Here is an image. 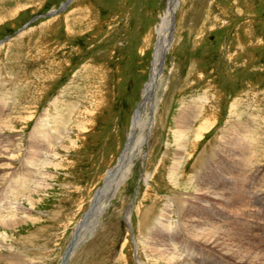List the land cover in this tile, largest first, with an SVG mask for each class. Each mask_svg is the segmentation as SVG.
Masks as SVG:
<instances>
[{
    "label": "rangeland",
    "instance_id": "obj_1",
    "mask_svg": "<svg viewBox=\"0 0 264 264\" xmlns=\"http://www.w3.org/2000/svg\"><path fill=\"white\" fill-rule=\"evenodd\" d=\"M67 1L0 0V117L9 120L0 126L8 147L0 149V216L16 208L22 217L0 229V264L14 253L23 264H163L148 248L150 232L163 215L171 229L191 221L181 214L186 198L198 202L193 218L240 229L264 252V0H177L172 42L137 129L146 141L97 221L79 232L127 147L171 0H71L44 16ZM185 105L197 106L194 126L204 117L213 125L198 141L184 138L178 163ZM42 119L48 125L35 133ZM233 141L256 150L244 166L256 165L261 191L225 179L226 195L248 198L224 205L201 194L195 176L231 158ZM18 178L15 195L9 185ZM201 245L185 240L179 254L190 264H244Z\"/></svg>",
    "mask_w": 264,
    "mask_h": 264
},
{
    "label": "bare ground",
    "instance_id": "obj_2",
    "mask_svg": "<svg viewBox=\"0 0 264 264\" xmlns=\"http://www.w3.org/2000/svg\"><path fill=\"white\" fill-rule=\"evenodd\" d=\"M70 1L71 0H68L67 2L62 4L59 7V9H57L56 11H58V13L63 11L67 7V5ZM177 6H178V1L177 0H171L170 8L168 9V12L166 13L165 18L160 23V26H159L160 29L157 31L159 36H157L158 41L156 42V46H155L152 79H151L150 83L147 84V86L144 90L143 102L141 103L140 107L137 109V111L134 114L133 126L131 129V132L129 133V138H128L129 141L127 143V147L123 151L117 167L114 166L109 171V173L106 177V182H105L104 186H102L97 191L95 198L92 201L93 204H92L91 210H89L86 213V218H85L86 220L85 219L82 220L83 223L82 224L80 223L81 225L79 224L78 232L83 229V225L85 223L97 221L98 214H99L98 212H101L103 210L104 206H106L108 203V199L114 195V192L118 189V187L120 186V183L127 177L129 170H130V167H131V160L133 159L134 155L139 150L138 145L141 144V142L146 141L145 140L146 138L145 137L143 138L144 135L140 134V132L137 133V129L139 128V126L141 124L140 120L142 119L143 107L146 108L147 104L152 101L153 97L151 95L154 92V89L156 86V81H157V76H158L159 70L161 68V63H162V62L160 63V61H161V59L164 58L163 54L166 52V50L169 48V46L171 45V42H172V37H173L172 33H173L174 20H175L174 15H175ZM55 14H57V13H55ZM55 14H53V15H55ZM168 37L170 40L168 39ZM168 40H169V42H168ZM196 107L197 106H195V105H185L182 108V111L176 120L178 128H177L175 134L177 135V142L180 145L179 149L181 150V152L179 153L180 157H178V159H177L178 163L181 162V160L183 158V153H184L183 150H185V144L186 143L184 142L185 141L184 138L190 137V135H193L194 139L196 141H198V139H201L206 132H209V130L212 128V125H213V123H211L210 117H206V118L204 117V119H202V121H200V123L197 126L196 125L194 126L195 121L199 118V114H197L198 111L195 109ZM195 111H197V113ZM0 116H1V114H0ZM8 123H9V120H5L2 117H0V126L1 127L4 126L5 124H8ZM39 123H38L39 126L36 128V132L34 131L35 133H38V132L41 133V129L43 127H46V125H48V122L45 119L40 120ZM144 124H146V123H144ZM149 125H151V124L150 123L147 124L144 129L146 130L147 126H149ZM141 127H143L142 124H141ZM1 129L2 128H0V131H1ZM1 134L2 133H0V136H1ZM245 137L246 136H244L243 138H240V140L236 139V142L238 143L240 141V144H241V142L243 141V139ZM2 140H4V139H1V137H0V143H2ZM237 143H235V141L232 142V144H234L233 148L236 151H233V155L230 156L231 158L223 161L225 163L216 161L213 166L207 167V168H211V169L206 168L207 170L205 172L203 170V167H205V165H201V169L199 170V172L195 176L198 179L199 191H201V194H204V193L208 194L212 198H214V196H216L215 198L217 200L224 201V203H225L224 205H226V204L229 205L231 203H234L233 199L241 201V199H243V198H246V199L248 198V196H246L245 194H243L241 196L237 192H234L235 194H232L230 196L226 195V194H230L231 192L225 191L227 189L226 187L227 186L229 187V185L227 184L225 179H231V178H233V176H236V177H238V179H236L235 182L241 183V184H247L246 186L250 185V187H253V185H254V191H257V192H255L256 194H258V192L261 191V190L259 191L258 186H259V181L261 182L262 179L259 180V178L253 177V175H252V172L256 171V165L254 163H251V167H249L250 170L248 169V166L246 168L244 166L245 165L244 161L252 162V160H253L252 158H255L254 157V154H255L254 151H256V150L251 151L249 149V147L247 149L246 148H244V149L240 148V147H238L239 144L237 145ZM244 143H246V141ZM2 147H4V149L5 148L8 149V147H5V146H2ZM2 147L0 145V149ZM243 151H244V154L246 152L245 159L243 158ZM34 153H37V150H35ZM34 153L32 152V154H31L32 156L30 158L33 161L28 159V160H30L28 162L30 164H32V162H34V158L36 156ZM215 153H217V152H215ZM226 153H228L227 156H229V154L231 155L230 149H227L226 151H224L223 154H226ZM238 154H240V160L243 161V164H239V161L237 159ZM249 159H252V160L249 161ZM221 160H223V159H221ZM226 162H228V163L226 164ZM235 164L238 167H239V165H242V167H241L242 169L238 171L236 169ZM230 166H232L231 169H230ZM233 166H235V167H233ZM221 174L223 177H221ZM222 178H224V179H222ZM220 179L223 182L221 184V186H219V184H218ZM16 180H17L16 183H18L17 185L15 182H13L12 185H9V190L11 191L12 194L16 192L15 190H14L15 192H12L14 186H16L15 188H17L19 186L20 190L23 188V185L20 184V182H22V179L18 178ZM9 181H11V180H9ZM14 183H15V185H14ZM228 190H229V188H228ZM199 191H198V193H199ZM240 191H242V192H240ZM238 192L243 193V187H241V189H239ZM252 193H250L249 197L252 195ZM17 194L15 193V195H17ZM182 201H184V199ZM185 202H188V203H187V205L185 203L183 204V209H181V212H182L181 214L183 217H185V219H186V217H188L189 220H191V221H189V222L185 221L184 222V221L180 220L181 222L178 223L179 225L176 224L177 227L172 226V229H171L170 227H168V228L166 227V225L169 226L170 223L167 224V222H164V216L166 217V215H163V219H161V221L159 219L160 222L158 221L155 228L152 231L150 230L152 238H151V240L149 239L150 243L148 242L149 243L148 248L151 250L153 258L155 257V258L161 260L163 262V264H190L191 262L190 263L186 262L183 259L182 254L181 253L179 254V250L181 251V249H183L182 248L183 242L186 240V241H190V242L194 243L195 245L204 244L208 247H212L214 250L218 251V253L221 255V257L226 256V257H229V258H231V259H233L239 263L264 264V252L261 251L262 249L258 248L259 244L255 245L256 243L254 244L253 241H252V243L254 245H251L249 243L250 240H247L248 239L247 235L250 236L249 234L242 233V231L240 229L234 230V229H232L230 227H226L224 225H216V224L213 225L209 222V220L204 219L205 217L204 218L200 217L198 219H195V218H193V216H194V214H196L195 210H196L198 202L196 203V201L194 202L193 200L187 201V198H186ZM168 207H170V205ZM179 208H181V207H179ZM201 208H202V206H201ZM15 210H16V208L9 214V216L4 217L1 214V216H0V229H1V227H5V228L11 227L12 228V226L16 225L19 222V220L22 217L18 216V212ZM205 210H203V211H205ZM185 224L188 226V229L185 227ZM206 224H209L210 228H208L207 226L205 227ZM95 226H96V224H95ZM169 231H171L173 233H169ZM6 233L0 232L1 239H4V240L6 239V237H7ZM163 233L165 234V237L162 236ZM168 235H170V238L168 237ZM237 238L240 240H243V241H240V243H238ZM1 239H0V248L2 247L1 246V242H2ZM83 239H85V238H83ZM234 239L237 240V242H235ZM149 240H147V241H149ZM244 241L248 242V245H246ZM144 243H146V242H144ZM201 246H203V245H201ZM73 247H75V246H73ZM217 251H215V253ZM192 254H194V253H192ZM14 255H15V253H14ZM6 256L8 257V255H6ZM13 256L12 257L9 256V258L3 257L4 259L2 257L1 258L4 261H6V264H23V263H25V262H23L24 259H22L21 257L18 258L20 255L17 258H15V256L14 257Z\"/></svg>",
    "mask_w": 264,
    "mask_h": 264
},
{
    "label": "water",
    "instance_id": "obj_3",
    "mask_svg": "<svg viewBox=\"0 0 264 264\" xmlns=\"http://www.w3.org/2000/svg\"><path fill=\"white\" fill-rule=\"evenodd\" d=\"M55 13H58V11H56V10H52V11H50L48 14H45L44 16H52L53 14H55ZM36 18H33V19H31L28 23H31L32 21H34ZM27 23V24H28ZM26 24V25H27Z\"/></svg>",
    "mask_w": 264,
    "mask_h": 264
}]
</instances>
